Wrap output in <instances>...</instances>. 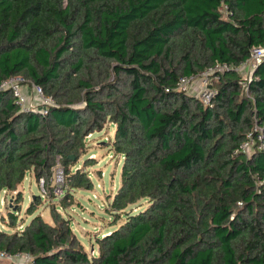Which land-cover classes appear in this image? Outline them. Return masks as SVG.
I'll return each mask as SVG.
<instances>
[{
    "label": "trees",
    "instance_id": "1",
    "mask_svg": "<svg viewBox=\"0 0 264 264\" xmlns=\"http://www.w3.org/2000/svg\"><path fill=\"white\" fill-rule=\"evenodd\" d=\"M255 47L264 0H0V80L21 76L56 104L25 113L0 91V194L20 199L31 172L56 199L57 157L65 184L92 189L79 150L108 121L122 159L109 211L123 219L91 257L53 207L52 224L0 231V250L30 264H264V151L234 154L255 126L264 137V59L238 72ZM218 65L208 105L174 90Z\"/></svg>",
    "mask_w": 264,
    "mask_h": 264
},
{
    "label": "rangeland",
    "instance_id": "2",
    "mask_svg": "<svg viewBox=\"0 0 264 264\" xmlns=\"http://www.w3.org/2000/svg\"><path fill=\"white\" fill-rule=\"evenodd\" d=\"M224 17H226L225 13ZM238 72L243 79H247L250 76L251 67L244 64L238 69ZM201 90L202 85L197 81L186 90L181 89L180 92L191 94L198 99ZM25 95L30 103L35 104L30 86L26 87ZM82 105V102L79 103V106ZM114 130L115 126L107 121L100 132L91 133L85 138L84 145L79 150L81 156L76 168L88 176L92 189L72 188L68 183H64L60 190L63 191V194L56 193V199L45 196L43 200L40 199L34 214L28 215L26 210L30 202L34 197L41 196L42 192L33 173H27L17 189L21 194L20 199L16 192L0 194V231L7 234L22 231L24 226L36 215H40L45 222L52 224L50 211L53 207L57 208L61 216L70 220L71 228L88 256L96 255L98 253L96 237L106 235L123 223V219L114 223L109 211V203L120 185L122 166V159L114 154L110 146L114 138ZM86 159L91 161L87 163L88 166L83 164ZM72 169L74 170V168ZM66 192L70 195L65 202H61L58 197H64ZM17 198L20 203L17 202ZM9 212L15 214L14 225H11V220L8 218ZM19 262L20 264H30V260L24 257H21Z\"/></svg>",
    "mask_w": 264,
    "mask_h": 264
},
{
    "label": "built area",
    "instance_id": "3",
    "mask_svg": "<svg viewBox=\"0 0 264 264\" xmlns=\"http://www.w3.org/2000/svg\"><path fill=\"white\" fill-rule=\"evenodd\" d=\"M223 11H226V7H223ZM263 59H264V47H255L251 49L249 60L244 64L249 65L252 71ZM225 69L226 66L218 65L213 69H209L208 71L201 73L198 76L181 78L176 84V88L174 90L180 91L183 88L186 90L187 87H190L193 83L199 81L202 85V90L200 91V95L198 99L203 105H208L214 94V91L211 88H209L208 83L210 82L211 78L215 77L214 75L224 71ZM27 86H30L31 88L32 97L35 104L30 103V100L25 95ZM0 91H10L15 105L20 109V111L25 113L37 112L42 116H46L48 114V110L51 107L56 106L53 99L45 95L39 86L28 83L21 76H13L5 80H0ZM255 150L264 151L263 132L262 129L258 128V126H255L253 132L247 135L246 139L239 145L237 150H235L234 154L243 153L248 155ZM52 170H53V176H52L51 185L53 188V192L54 194L58 192H60L59 194H62L63 191L60 190L64 186V175L58 157L55 160V166L53 167ZM38 185L41 187L42 195L45 196V191L43 188L44 180L40 179ZM21 257H24L31 261V256L28 254L17 253L14 255H10L5 251L0 250V261H9L20 264L19 259Z\"/></svg>",
    "mask_w": 264,
    "mask_h": 264
},
{
    "label": "water",
    "instance_id": "4",
    "mask_svg": "<svg viewBox=\"0 0 264 264\" xmlns=\"http://www.w3.org/2000/svg\"><path fill=\"white\" fill-rule=\"evenodd\" d=\"M69 159L74 160V157L73 156H70Z\"/></svg>",
    "mask_w": 264,
    "mask_h": 264
}]
</instances>
